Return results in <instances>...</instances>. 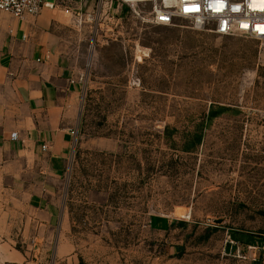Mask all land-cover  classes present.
Instances as JSON below:
<instances>
[{
    "label": "rangeland",
    "instance_id": "1",
    "mask_svg": "<svg viewBox=\"0 0 264 264\" xmlns=\"http://www.w3.org/2000/svg\"><path fill=\"white\" fill-rule=\"evenodd\" d=\"M58 2L85 83L62 190L80 264H264V40Z\"/></svg>",
    "mask_w": 264,
    "mask_h": 264
},
{
    "label": "crops",
    "instance_id": "2",
    "mask_svg": "<svg viewBox=\"0 0 264 264\" xmlns=\"http://www.w3.org/2000/svg\"><path fill=\"white\" fill-rule=\"evenodd\" d=\"M47 2L0 22V264H80L62 190L85 83L61 31L73 15Z\"/></svg>",
    "mask_w": 264,
    "mask_h": 264
},
{
    "label": "built area",
    "instance_id": "3",
    "mask_svg": "<svg viewBox=\"0 0 264 264\" xmlns=\"http://www.w3.org/2000/svg\"><path fill=\"white\" fill-rule=\"evenodd\" d=\"M118 1L119 5H128L135 12L141 4L149 6L146 11L148 21L155 25L172 26L182 20L191 23L198 31L264 40V0ZM54 6L47 0H0V11L18 19L38 17L45 7ZM72 132L76 135V130Z\"/></svg>",
    "mask_w": 264,
    "mask_h": 264
},
{
    "label": "trees",
    "instance_id": "4",
    "mask_svg": "<svg viewBox=\"0 0 264 264\" xmlns=\"http://www.w3.org/2000/svg\"><path fill=\"white\" fill-rule=\"evenodd\" d=\"M200 141V138L198 139V142ZM251 239H253V240H257L258 238L257 237H255V236H249Z\"/></svg>",
    "mask_w": 264,
    "mask_h": 264
}]
</instances>
